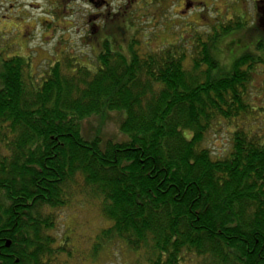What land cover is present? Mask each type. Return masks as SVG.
<instances>
[{
    "label": "trees",
    "instance_id": "16d2710c",
    "mask_svg": "<svg viewBox=\"0 0 264 264\" xmlns=\"http://www.w3.org/2000/svg\"><path fill=\"white\" fill-rule=\"evenodd\" d=\"M218 26L141 54L133 17H114L97 70L61 61L38 79L0 48V264H77L54 232L78 197L109 223L83 253L93 264L112 245L126 264H264V134L247 124L264 43L245 21ZM106 109L125 112L127 141L83 134ZM224 122L231 151L214 159L204 144Z\"/></svg>",
    "mask_w": 264,
    "mask_h": 264
},
{
    "label": "rangeland",
    "instance_id": "374dc122",
    "mask_svg": "<svg viewBox=\"0 0 264 264\" xmlns=\"http://www.w3.org/2000/svg\"><path fill=\"white\" fill-rule=\"evenodd\" d=\"M145 0H135L138 8V16L133 17L134 27L139 28L136 31L135 39L140 43L139 52L147 54L149 52L159 51L164 49L167 45L179 41L180 37L190 38V36L197 31V33H208L211 26H208L211 20L220 21L218 13L224 12L226 4L223 1H215V5L209 11L204 5H197L196 12L192 13L190 17L180 19V17H173L174 12H177L180 7H171L165 14L161 12L160 5L152 4L146 8ZM208 6L213 0H206ZM250 1V0H247ZM126 1H122L125 3ZM120 2L115 4V9H118L122 4ZM232 4V3H231ZM166 5V4H165ZM235 5V4H234ZM144 6L145 9H141ZM204 8V9H203ZM72 9L78 12L81 9L90 10L89 7L79 6L73 4ZM246 11L245 7H235L234 12ZM143 15V16H142ZM146 15V17H144ZM142 16V17H140ZM130 17H124L128 20ZM39 19L42 28H36L33 32L32 40L27 43L21 40L23 50H19L17 45L12 46L17 42L14 37L17 31L12 27L24 29L22 23L13 21V25H7L5 32L0 23V35L5 37L2 41L3 47L9 49L6 56L20 55L23 57H30L31 66L30 73L34 78L43 77L45 72L48 71L57 62H71L75 67L83 66L91 70H97V64L91 63L96 60L98 56V45L104 36V30H99V37L89 43L87 33L89 31V24L86 23L87 19L91 22L95 21L94 17H52L53 34L47 33L50 27L43 17H35ZM44 19L45 21L43 22ZM118 21L121 18L117 19ZM235 21H245L247 29L253 28L252 17H223L222 26H233ZM173 25V26H172ZM172 26V29H171ZM168 29H170L168 31ZM251 30L248 31L247 37L251 41ZM243 31H245L243 29ZM13 32V33H10ZM135 32V31H134ZM125 37L124 35L122 36ZM129 38V37H127ZM88 41V43H87ZM119 44L124 41L122 38H117ZM232 47H229L231 50ZM219 62H227L228 57L226 52H216ZM38 79V78H37ZM254 86L250 90L252 106L260 109L259 113H255L247 121L251 123L256 131H261L264 134V69L258 70L257 75L253 77ZM126 114L124 111H110L104 110L101 114L95 115L83 122L82 131L88 139H100L104 143L113 140L116 142H125L128 137L121 132V125L124 122ZM241 125V124H240ZM241 127V126H240ZM234 126H229L227 123L215 125L208 135L207 141L204 146L211 151L214 159H221L226 157L231 151L232 137L231 134ZM187 136L190 133L187 132ZM99 201L90 198L78 197L73 200L66 208L59 212V224L54 234L62 240L66 236L72 237L73 246L81 253L78 254L76 259L77 264H93L87 257L84 259L83 253L91 245V239L95 237L99 231L109 225V223L101 216ZM124 248L122 245H112L111 250L106 252L104 256L101 255L100 260L95 264H126L130 260L124 256Z\"/></svg>",
    "mask_w": 264,
    "mask_h": 264
},
{
    "label": "flooded vegetation",
    "instance_id": "af4514ba",
    "mask_svg": "<svg viewBox=\"0 0 264 264\" xmlns=\"http://www.w3.org/2000/svg\"><path fill=\"white\" fill-rule=\"evenodd\" d=\"M122 1L126 2L122 3ZM215 1H223L226 4V9L224 12L218 13L220 21H210L208 26L213 28H210L208 33L213 31L215 27H219L218 24L222 23L223 17H252L253 31L251 40L260 39L264 43V0H213L209 6L206 0H145L143 3L146 4V8L152 4L160 5L159 8L164 14L171 7L178 6L180 8L177 12H174L173 17L184 19L196 12L197 5H204L210 11L215 5ZM118 2L122 4L118 9H115L114 6ZM77 3L79 6L89 7L90 10L81 9L78 12L75 11L72 9V5ZM136 3L135 0H0V23L3 24L2 29L5 32H7L5 30L6 26L13 25V21L22 23L25 26L23 30L15 26L14 28L12 27L14 31H17L14 36L17 42L13 43L12 46L17 45L19 50L22 51L23 46L20 41L25 40L29 43L33 38L32 31L36 30L37 27L41 29L43 26V23L41 24V21L35 19V17L46 19L47 24L50 26L47 29V33L50 35L53 34V25H55V23H52V17H94L95 21L93 22H91V19L86 20L90 28L86 38L90 43L99 37L98 31L104 30L106 23L113 20L114 17L138 16L139 9L135 8ZM240 6H244L247 13L243 10L234 12L235 7L238 8ZM141 9H145L144 6ZM42 20L43 22L45 21L44 19ZM106 38H102L101 43L98 45V51L106 45ZM3 40H5V37L0 35V48L3 47Z\"/></svg>",
    "mask_w": 264,
    "mask_h": 264
},
{
    "label": "water",
    "instance_id": "95a60500",
    "mask_svg": "<svg viewBox=\"0 0 264 264\" xmlns=\"http://www.w3.org/2000/svg\"><path fill=\"white\" fill-rule=\"evenodd\" d=\"M7 246L9 247L10 246V243H8Z\"/></svg>",
    "mask_w": 264,
    "mask_h": 264
}]
</instances>
